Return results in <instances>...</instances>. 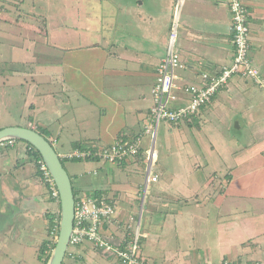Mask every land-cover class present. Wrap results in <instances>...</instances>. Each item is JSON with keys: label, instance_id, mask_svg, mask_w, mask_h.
I'll list each match as a JSON object with an SVG mask.
<instances>
[{"label": "crops", "instance_id": "crops-1", "mask_svg": "<svg viewBox=\"0 0 264 264\" xmlns=\"http://www.w3.org/2000/svg\"><path fill=\"white\" fill-rule=\"evenodd\" d=\"M20 1L0 0V79L24 78L17 86L9 80L2 83L6 94L13 97L16 92L22 106L7 126L40 130L55 150L59 144L60 154L75 144L102 146L120 138L131 140L143 130L153 105L156 70L166 55L174 20L175 47L184 64L176 70L180 87L199 84L202 73L215 75L233 62L232 13L227 0H124L111 11L104 7L96 20L100 30L84 41L75 37L79 33L75 29L82 26L75 27V21H88L86 0H29L30 11L23 5L26 0ZM244 3L249 10V57L264 77V0ZM8 24L19 31L20 41L5 36ZM54 40H65L68 45H57ZM50 51L56 55L54 61ZM44 55L49 65L40 63ZM45 77H58L59 87L52 80H39ZM45 84L50 88H44ZM29 86L33 88L28 90ZM176 95L174 106L189 98L183 90ZM51 99L57 108L47 110L48 121H43L44 106L39 104L51 103ZM64 99L69 102L67 108L56 106ZM0 105L5 107L1 101ZM6 112L10 114L7 108ZM161 123L164 129L154 165L160 156L164 160L153 168L158 180L147 189L146 168L135 159L124 165L103 162L109 165V173L116 171L112 183L105 174L98 180L105 169L107 173L102 166L94 169L99 161L66 162L78 195L102 191L116 202L117 214L103 226L104 233L115 244L122 243L136 225L129 233L120 229V223L131 221L135 213L138 221L141 213L139 257L146 262L264 263V84L233 76L201 112L177 123L160 122L158 128ZM147 137L144 149L151 144ZM85 172L96 177L94 181L87 176L83 183ZM59 216L60 202L50 197L25 142L1 149L0 246L22 262L21 243L27 237L33 240L34 264H43L45 257L39 258L38 253L46 242L48 247L53 244L49 231ZM65 259L63 264H121L89 242L70 248Z\"/></svg>", "mask_w": 264, "mask_h": 264}, {"label": "built area", "instance_id": "built-area-1", "mask_svg": "<svg viewBox=\"0 0 264 264\" xmlns=\"http://www.w3.org/2000/svg\"><path fill=\"white\" fill-rule=\"evenodd\" d=\"M227 3L232 13V33L235 50L233 62L229 67H224L219 74L214 76L204 72L202 73L201 83L180 87L175 81L177 78L176 70L184 68V64L175 47L177 22L174 20L169 34L166 55L156 70V82L152 88L153 105L148 122L143 127V130L131 140L120 138L109 145L102 146L91 143L68 153H58L60 159L69 158L85 161L92 158L109 164H117L134 159L139 154H142V160L146 168L145 186L147 189L150 183L158 180V176L153 173V167L158 155L155 139L160 122L177 123L197 114L207 106L216 91L226 86L233 76L250 78L257 84H264V77L260 75L249 57L251 41L248 26V7L244 0H227ZM177 90H183L188 94L189 98L183 103L174 106L173 102L178 100ZM145 135H148L151 140L150 146L146 149L143 147ZM15 143L16 140L14 139L1 142L0 151L13 146ZM37 169L41 173L43 181L49 187L50 197L60 202L55 182L42 159L37 161ZM145 197L144 192L142 201L145 200ZM74 199L73 229L67 254L70 255V248L89 242L96 250L116 257L121 264H149L139 257L141 213L138 220L139 224L130 237L122 243L115 244L104 233L103 226L115 218L118 209L116 202L106 194L95 195V193L75 195ZM58 232L59 219H55L49 231V236L54 244L58 237ZM219 264L236 263L222 260ZM249 264L264 263L255 262Z\"/></svg>", "mask_w": 264, "mask_h": 264}, {"label": "rangeland", "instance_id": "rangeland-1", "mask_svg": "<svg viewBox=\"0 0 264 264\" xmlns=\"http://www.w3.org/2000/svg\"><path fill=\"white\" fill-rule=\"evenodd\" d=\"M12 1H16V0H12ZM27 1V2H26ZM25 1V3L23 4L24 5V7H27V9H28V11H30V10H32L31 8H29V5L31 4V1H29V0H26ZM124 0H86V3H88L89 2V5L87 6V8H88V12H87V15H88V17H89V19H88V21L87 22H83L82 20H77V21H75V22H78V25L77 26H75V25H72V26H70L71 27V30L73 29V28H75V27H78L79 26V23H81L82 24V26L81 27H79V28H77V29H75V30H78V34H76V32H75V37L76 38H79V39H82L83 41L86 39V37L87 36H89V35H91V34H94L96 31H98V30H100L99 29V24L96 22V20L97 19H99V18H101L100 16L102 15V13L104 12V7L105 6H107V8H108V10L110 9V11L113 9V7L115 6V5H117L118 3H120V2H123ZM22 3L23 1H20V0H18V3ZM26 4V5H25ZM22 5V6H23ZM37 5H38V3H37ZM85 5V3H83L82 4V7H83V9H84V6ZM35 9H38V6H36V8ZM61 9V8H60ZM119 9H120V11H123V8L121 7V6H119ZM26 10V9H25ZM38 13L37 14H39V16H41V12L40 11H37ZM29 13V12H28ZM12 14H15L14 12L12 13ZM75 13H73V15H74ZM16 15V14H15ZM29 15H31V13H29ZM72 15V16H73ZM7 16H12V15H7ZM70 16V15H69ZM15 19V18H14ZM69 19V18H68ZM85 19V18H84ZM7 20L8 21H11V18H8L7 17ZM59 21V20H58ZM72 24H76V23H74L73 22V20L71 19V21H70ZM123 23H125V20L124 21H122ZM85 25H89V28H86V27H84ZM75 26V27H74ZM4 27H5V30H6V32H5V36L8 38V39H12V40H14L15 38L16 39H18L19 41H20V39H19V36H20V33H19V31L17 30L16 31V29L14 30L12 27H14L13 25H4ZM65 28H67V27H65ZM9 29H11L10 31H9ZM71 30H69V34H71L72 35V32H71ZM13 31V32H12ZM66 31H68V29L67 30H65V32ZM19 33V34H18ZM61 33H64V32H62L61 31ZM23 34L24 35H27L26 34V32H23ZM13 36H15V38L13 37ZM42 36H43V34H42ZM93 37V36H92ZM55 38H57V35H55ZM94 38V37H93ZM16 39H15V41H16ZM56 43H58L57 45H61V46H63V47H65V46H67L68 45V43L64 40H61V41H58V40H54ZM52 43V42H51ZM26 46H27V44H26ZM42 46H40V45H38V49L39 48H41ZM51 52V51H50ZM49 55H50V57L53 59V61H54V59H56V55L55 56H53V54H52V52L51 53H49ZM58 57V56H57ZM40 58H41V56H40ZM39 58V59H40ZM46 60V61H44V60ZM43 60V61H42ZM50 60H48V57L46 56V55H44V57H42L41 58V61H40V63L41 64H43L44 63V65L46 64H48L49 65V62ZM21 68V67H20ZM47 78V79H46ZM23 77H13V78H9V79H3V80H1L0 79V101L5 105V107H3L2 105H0V129L4 126V125H8L7 123H9L10 121H11V117L12 116H15V115H18L19 113H21L22 111H21V108H22V106H21V100H20V97L19 96H17L15 93L16 92H14V94H13V97H12V95H11V93L9 92V93H5V91H3L4 90V87H3V85H2V83H4V82H7L8 80L9 81H11L12 82V84L14 85V86H17L18 85V83H17V81H23ZM49 79V80H48ZM35 80H38L37 78H35ZM39 80L40 81H44V82H46V83H51V80H52V85L53 86H57V87H59V84L60 83H58V82H60V80H59V78L58 77H55V78H49V77H45V78H39ZM55 82V83H54ZM17 84V85H16ZM45 86V87H44ZM44 86H42V87H44V88H46V87H49L50 88V84H45ZM22 88V87H21ZM30 88H33V86H29V87H27V89L29 90ZM22 90H24V87L22 88ZM21 96H24V93H22L21 92ZM67 94V93H66ZM12 98V99H11ZM74 98V97H73ZM11 99V100H10ZM66 99V98H65ZM64 99V100H65ZM68 101H64V102H62V101H60V102H58V104L56 105V106H59V107H65V108H67L68 107ZM80 103H82L81 101H80ZM39 105H43L44 107H42V109H44V115H42V118H43V121H48V111L47 110H49V109H51V110H55V108H57V107H55V106H53V105H55L54 103H53V101H52V99H51V103H50V101H47V104L46 105H44V103H41L40 102V104ZM6 108L8 109V111H10V114L8 113V112H6ZM12 122V121H11ZM12 124V123H11ZM160 128H158L159 130L157 131V133H156V148L158 149V150H160V148H159V141L161 140V130H163L164 128H163V124L161 123L160 125ZM38 131H40V130H38ZM44 135H46V134H44ZM147 139H149V136L147 137ZM89 144H91V143H93V142H88ZM149 142H148V140H147V144L145 145L146 147H148L149 146ZM56 150H57V152H60V148H59V144L56 146ZM10 150H8L7 152H9ZM61 153V152H60ZM161 157L162 156H160V158H159V162H158V164L157 165H154V170L156 169V167H160V165L163 163V160L164 159H161ZM135 160H136V163L138 164V163H141V164H143L144 166H145V163H144V161L141 159V160H138V158L136 157V158H134ZM126 162H128V161H126ZM125 162V163H126ZM97 163V164H96ZM107 164H109V163H107ZM105 165L103 162H101V161H99V162H95L94 164H93V166H94V169L95 168H97V167H99V166H102V167H104V169L105 168H107V173H106V169H105V173H104V171H103V173H101L99 176H98V180H100L101 179V177H102V175L104 176V174H105V176H106V181L108 182V183H112L113 182V180L116 178H114V175L116 174V171L115 170H113V172H111V173H109V169H108V167H109V165ZM68 164L67 163H65V167H68L67 166ZM161 169V168H160ZM145 171H146V169H145ZM92 173V172H91ZM220 174H223V173H220ZM87 176H90L89 177V180L92 182V181H94V179L96 178V177H93L92 176V174H90V175H87L86 174V172L83 174V177H82V181H83V183L84 182H87L88 180H87ZM222 175H220V177H221ZM221 178H223V177H221ZM142 189H143V184H142ZM141 189V190H142ZM144 190V189H143ZM142 190V191H143ZM76 192V191H75ZM139 201H140V199H139ZM142 201V200H141ZM141 201H140V205H139V208H140V206H141ZM143 218V217H142ZM137 219H138V216L136 215V213L133 215V217L131 218V221L130 220H128L127 219V222L125 223V221H122L121 223H120V229L123 231V232H126V230H130L129 231V233L130 232H132V230L134 229V227H135V225L136 226H138V224H139V221H137ZM8 222V226H10L11 227V224H10V222L9 221H7ZM132 223L133 225V227H129V224H127V223ZM143 223H144V218L143 219H141V221H140V226H141V229H142V227H143ZM22 231H23V229H21ZM32 242H33V240H31V239H29V238H27V237H25L24 238V240H22V243H21V247L24 249L23 250V254H22V257H24V260H22V262L21 261H17L18 259H20V258H18L19 256H12L11 255V253L10 252H8L7 251V249H3L1 246H0V264H19L20 262V264H34V253H35V250L34 249H32L31 247H32ZM34 250V251H33ZM36 251H37V248H36ZM99 251V250H98ZM18 254V253H17ZM66 260V259H65Z\"/></svg>", "mask_w": 264, "mask_h": 264}, {"label": "water", "instance_id": "water-1", "mask_svg": "<svg viewBox=\"0 0 264 264\" xmlns=\"http://www.w3.org/2000/svg\"><path fill=\"white\" fill-rule=\"evenodd\" d=\"M23 140L33 146L46 164L55 182L60 198L59 232L46 264H63L66 257L74 220V188L54 146L38 131L24 126H7L0 129V143L6 140Z\"/></svg>", "mask_w": 264, "mask_h": 264}, {"label": "trees", "instance_id": "trees-1", "mask_svg": "<svg viewBox=\"0 0 264 264\" xmlns=\"http://www.w3.org/2000/svg\"><path fill=\"white\" fill-rule=\"evenodd\" d=\"M39 18L41 19L42 17L41 16H39ZM41 20H44V19H41ZM208 73V72H207ZM220 73V72H219ZM219 73H217V74H219ZM217 74H215V75H217ZM209 75H212V76H214V74H211V73H209ZM217 92V91H216ZM214 96V95H213ZM211 100H212V97H211ZM211 100H210V102L208 103V104H210L211 103ZM208 104H207V106H208ZM206 106V107H207ZM205 107V108H206ZM204 108V109H205ZM203 110V109H202ZM201 110V111H202ZM200 111V112H201ZM18 141H23V140H16V142H18ZM49 141V140H48ZM23 142H25V144L27 145V152L29 153V156H30V158H32V160L35 162V164H36V167H37V161L38 160H41L42 158H41V156H40V154H39V152L33 147V146H31L28 142H26V141H23ZM52 145H53V142L52 141H49ZM93 144V143H92ZM95 144V143H94ZM85 145H87V144H85ZM82 146H84L83 144L82 145H80V144H75L69 151H72V150H74V149H80V148H82ZM68 151V152H69ZM137 158H138V160H141L142 159V154H139L138 156H137ZM98 161L97 159H92V158H89V159H87V161ZM61 161H62V163H63V165H64V167H65V163L66 162H69V161H81V160H76V159H69V158H62L61 159ZM125 162L126 161H124V162H121V163H117L118 165H124L125 164ZM66 168V167H65ZM93 193H95V195H101L102 194V191H95V192H93ZM74 194L75 195H78L76 192H75V190H74ZM81 245V244H80ZM52 246V248L54 247V243L51 245ZM51 246L50 247H48V244H47V242L45 243V244H43L42 246H41V248H40V251H39V253H38V257L39 258H42V257H45L44 258V263L43 264H46L47 263V261H48V258H49V255H50V253L48 252V251H50L51 250ZM45 251H47L46 253H45ZM149 263V262H148ZM149 264H151V263H149Z\"/></svg>", "mask_w": 264, "mask_h": 264}]
</instances>
